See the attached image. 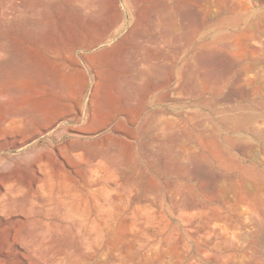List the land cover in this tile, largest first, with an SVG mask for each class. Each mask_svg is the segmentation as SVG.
I'll use <instances>...</instances> for the list:
<instances>
[{
    "label": "rangeland",
    "instance_id": "1",
    "mask_svg": "<svg viewBox=\"0 0 264 264\" xmlns=\"http://www.w3.org/2000/svg\"><path fill=\"white\" fill-rule=\"evenodd\" d=\"M0 143L50 254L264 264V0H0Z\"/></svg>",
    "mask_w": 264,
    "mask_h": 264
},
{
    "label": "bare ground",
    "instance_id": "2",
    "mask_svg": "<svg viewBox=\"0 0 264 264\" xmlns=\"http://www.w3.org/2000/svg\"><path fill=\"white\" fill-rule=\"evenodd\" d=\"M1 128L5 132H10V131L16 132L19 129L18 126H9L7 128H6V126H4V127L2 126ZM13 143H17V140L14 141ZM8 147H9V145L4 146L0 143V150L6 149ZM31 169H32V177L29 180L33 183V182L39 180V174H38L39 172L37 169L36 160L32 161ZM2 180H3V177H1V175H0V185L2 184ZM12 206H13L12 201H10V200L5 201L4 207H5L6 214L4 215V214L0 213V262H4L6 259L10 258L12 255H17V257L21 261H25V260H28L32 257L31 254L36 253L34 255L38 257V259L41 261L42 264H76L75 253L76 254H78V253L73 252V250H72L73 254L71 252L72 255L66 254L63 257H57L59 252H58V249H56V248H54V250L51 251V253H53V254L49 253L50 248L52 249L53 247H55L54 245L59 240H61L62 237H68V236L70 237L71 236V238L74 240V237L76 236L77 233L73 234V232H72L73 230H71V228H73V227H69L73 222L71 224L68 223V226H64L62 224V222L60 223V221H59V223L62 225H59V226H54L57 223L56 221H55L56 223L53 222L54 225H53V223L51 224V222H50L51 226L53 225L54 227L52 228L50 226V228H49L50 230H48L49 234H47L46 232L44 234L40 233L39 236L37 237L38 239H36L34 242L32 239H30V236H31L30 231H22L20 229L18 230L13 225V222L10 221V215L13 212ZM56 207H57V204H56L55 208ZM39 211H41V208ZM48 211H49V209H48ZM38 212H37V214H38ZM43 212H45V211H43ZM50 212H51V210H50ZM39 215H37V216H39ZM49 216H50V213H49ZM43 219H44V217H43ZM66 225H67V223H66ZM42 229H43V227H42ZM77 240H78V238H77ZM76 243H78V241ZM28 262L32 263L29 260H28Z\"/></svg>",
    "mask_w": 264,
    "mask_h": 264
}]
</instances>
